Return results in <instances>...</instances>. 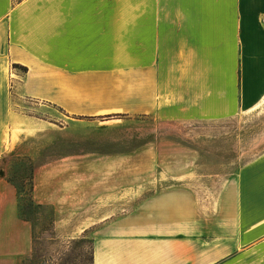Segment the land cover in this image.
I'll return each instance as SVG.
<instances>
[{
	"label": "crops",
	"instance_id": "crops-1",
	"mask_svg": "<svg viewBox=\"0 0 264 264\" xmlns=\"http://www.w3.org/2000/svg\"><path fill=\"white\" fill-rule=\"evenodd\" d=\"M129 117L140 126L126 149ZM145 118L234 121L227 135L250 156L190 177L204 144L158 139L167 131ZM206 131L223 134L192 133ZM8 153L31 160L33 198L56 223L89 233L91 264H264V0H0ZM32 239L0 175V264Z\"/></svg>",
	"mask_w": 264,
	"mask_h": 264
},
{
	"label": "rangeland",
	"instance_id": "rangeland-1",
	"mask_svg": "<svg viewBox=\"0 0 264 264\" xmlns=\"http://www.w3.org/2000/svg\"><path fill=\"white\" fill-rule=\"evenodd\" d=\"M25 101L30 102L31 100L26 99ZM42 108L45 110L46 115L55 114L59 118L57 123L64 122L67 119L61 110L52 105L44 104ZM25 112L31 113L32 111L25 108ZM139 120L133 117L126 118L124 125L119 127L124 130L123 143L127 146L126 149L131 148L132 144L136 143L135 138L140 126ZM143 121L146 123V132L149 128L153 130L165 129L167 131L165 133H159L158 130V139L166 137L168 140H172L174 146L181 143L204 144L205 152L199 157H202L200 160L202 163L199 161V165H203V168L188 170L190 177L222 176L234 172L244 159L250 156V154L245 153V147L239 144L242 138L234 137L233 132L231 133L233 136L227 135L228 130L234 131L236 129L234 121H221L214 124L171 123L168 126L162 125L161 127L158 122H153L150 127L148 124H150L149 121H152L151 118H145ZM198 128L204 130L216 129L217 131L221 129L223 134L214 136L212 132L206 131L203 135L198 136L196 133H192V130ZM237 131L239 133L240 130L237 128ZM240 132L244 133V129ZM194 154L196 156V153ZM21 158L25 157L12 153L1 156L0 175L4 178H13L18 184L26 183L27 186L29 163ZM180 173L181 169L174 170V175L180 176ZM32 217V249L30 252L18 256L16 264H91L92 242L87 231L76 234L69 227H63L58 222L56 223L54 212L49 206L34 209Z\"/></svg>",
	"mask_w": 264,
	"mask_h": 264
},
{
	"label": "trees",
	"instance_id": "trees-1",
	"mask_svg": "<svg viewBox=\"0 0 264 264\" xmlns=\"http://www.w3.org/2000/svg\"><path fill=\"white\" fill-rule=\"evenodd\" d=\"M21 0H14V2H18ZM13 67H20L23 71H27V67L19 65V64H13ZM25 161L29 163V174H28V181L27 186L26 183L18 184L16 183L13 178L7 177L6 180L10 182L16 189L17 193V210H18V216L20 219L29 221L30 223L33 222L32 217V211L34 209H39L42 207H45L46 205L37 203L33 198V164L31 160L26 157Z\"/></svg>",
	"mask_w": 264,
	"mask_h": 264
}]
</instances>
